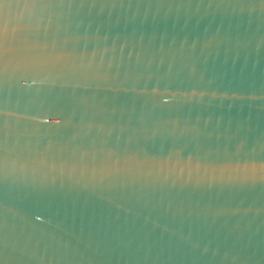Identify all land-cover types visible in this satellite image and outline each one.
<instances>
[{"label":"water","instance_id":"obj_1","mask_svg":"<svg viewBox=\"0 0 264 264\" xmlns=\"http://www.w3.org/2000/svg\"><path fill=\"white\" fill-rule=\"evenodd\" d=\"M0 264H264V0H0Z\"/></svg>","mask_w":264,"mask_h":264}]
</instances>
